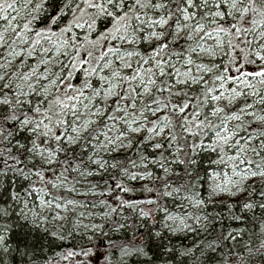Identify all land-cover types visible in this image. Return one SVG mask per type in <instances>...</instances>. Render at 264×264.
I'll list each match as a JSON object with an SVG mask.
<instances>
[{"label": "snow or ice", "instance_id": "1", "mask_svg": "<svg viewBox=\"0 0 264 264\" xmlns=\"http://www.w3.org/2000/svg\"><path fill=\"white\" fill-rule=\"evenodd\" d=\"M0 264H264V0H0Z\"/></svg>", "mask_w": 264, "mask_h": 264}]
</instances>
